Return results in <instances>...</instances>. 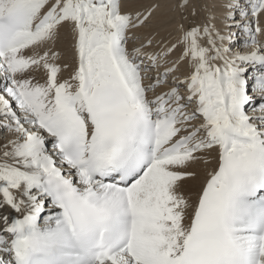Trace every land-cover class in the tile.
I'll return each mask as SVG.
<instances>
[{
	"label": "snow or ice",
	"instance_id": "6c2138e0",
	"mask_svg": "<svg viewBox=\"0 0 264 264\" xmlns=\"http://www.w3.org/2000/svg\"><path fill=\"white\" fill-rule=\"evenodd\" d=\"M136 2L0 0V264H264V0L224 4L247 54L211 12L129 50L158 7L122 11ZM209 2L174 7L195 17ZM213 159L193 202L183 186Z\"/></svg>",
	"mask_w": 264,
	"mask_h": 264
},
{
	"label": "bare ground",
	"instance_id": "6f19581e",
	"mask_svg": "<svg viewBox=\"0 0 264 264\" xmlns=\"http://www.w3.org/2000/svg\"><path fill=\"white\" fill-rule=\"evenodd\" d=\"M176 0H137L136 3H133L128 8H122V11H137L142 10L148 7L149 4L158 5L153 12L152 17L147 22V24L141 27L134 33H130V36H133V43H128L127 47L131 48L134 46H139L141 41L147 42V39L153 40V47H156V42L163 40V44L160 47L168 46L174 43L179 35L176 31V25L178 22L183 23L185 26H189L190 24H195L197 26L206 22V18L211 12L214 19V26L216 31L225 37L224 46L231 47L232 52L239 51L241 54H247L253 51L251 46H246L245 41H247L248 37L243 32L242 27H229L231 25V21L227 19L228 10L224 7L226 0H210L207 5V10H199L197 11V15L195 17L188 14V10H185L183 16L180 15L179 11L174 7ZM213 4L215 5L213 7ZM174 11V12H172ZM234 18L236 21H239L241 24L247 23L246 20H241L239 13H234ZM259 27L261 29L260 34L256 35V40L258 42V46L264 45V14H261L258 18L257 23L253 24V29L255 27ZM235 34V35H233ZM175 36V38H174ZM215 38V37H213ZM229 38H231V45L229 43ZM72 37L69 33L61 30L60 38L57 40L55 44V51L60 53L61 58L55 63L58 66L67 65V68L62 72L60 79H68L72 70L75 67V58L74 53L72 51ZM202 46H207L205 41H200ZM220 42L217 41V44ZM31 54V53H27ZM179 55V51L175 52L171 55L170 60L174 61L176 57ZM186 62L182 63L180 66V78L185 79L188 74V69L185 67ZM163 71V69H160ZM156 76V72L152 75ZM31 75L35 76L36 80L40 83H44L46 79L43 73H32ZM6 81L0 82V87H3V84ZM167 90L160 89L158 91ZM262 101L257 100L256 103H260ZM250 115L251 110H250ZM201 121L198 119L193 121V124L198 125ZM7 135V134H6ZM212 157H215V152H213ZM215 168V160L213 159V163L210 165L200 164L196 166L195 171L197 172V178L192 181H188L183 186V191L186 196H190L192 201L195 202L200 188L203 186L204 182L208 178V173L211 172ZM3 215H8L13 218H20V214L15 213L10 208L5 207L2 210ZM43 223V220L40 221ZM2 223V222H0ZM0 258H3L5 261L9 259L6 254H0Z\"/></svg>",
	"mask_w": 264,
	"mask_h": 264
},
{
	"label": "rangeland",
	"instance_id": "374dc122",
	"mask_svg": "<svg viewBox=\"0 0 264 264\" xmlns=\"http://www.w3.org/2000/svg\"><path fill=\"white\" fill-rule=\"evenodd\" d=\"M172 12H174V11H172Z\"/></svg>",
	"mask_w": 264,
	"mask_h": 264
}]
</instances>
